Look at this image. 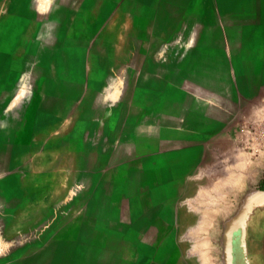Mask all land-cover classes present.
Listing matches in <instances>:
<instances>
[{
  "label": "rangeland",
  "instance_id": "1",
  "mask_svg": "<svg viewBox=\"0 0 264 264\" xmlns=\"http://www.w3.org/2000/svg\"><path fill=\"white\" fill-rule=\"evenodd\" d=\"M263 187L264 0H0V264H200L228 191L248 264Z\"/></svg>",
  "mask_w": 264,
  "mask_h": 264
},
{
  "label": "crops",
  "instance_id": "2",
  "mask_svg": "<svg viewBox=\"0 0 264 264\" xmlns=\"http://www.w3.org/2000/svg\"><path fill=\"white\" fill-rule=\"evenodd\" d=\"M5 2H8V0H5ZM155 117L157 116L153 114V119L151 120L152 122L157 121V118ZM232 176H235L234 179L236 178V174ZM229 178H230V175H229ZM246 179H245V182H247L248 185H251L250 183H253V179H249V178H246ZM234 185L236 187V184ZM222 195H226V193L224 192L221 194V196ZM227 195H228V199H226L227 203H225L227 207L221 206L220 203H218L217 205L216 203H214L217 200L215 199V196H210V194H205V197H207V200H208L207 203L209 204V206H205V202H204L203 206H201L200 209H198L200 210V213L201 212L202 213L200 215L199 220L197 221L199 223V227H198V231L196 232V235H197V240L199 242L198 241L196 242L195 250H197L200 264H206V262L207 264H215L214 258L212 256L213 250H212L211 245H212V242L216 241L218 234L216 233L214 229L212 230V226L214 224H217L218 214L220 212H223L222 210L224 211L227 210L229 216H232L235 211L236 197H234L235 201L230 200V191H228ZM214 206H216L215 208L219 207L218 210H215ZM208 209L212 211V214H213L212 217L211 215H209V219L212 218V220L208 219L209 223L204 225L203 224L204 222L202 223L201 219H203L204 221V215L206 211L207 212L209 211ZM219 210L221 211L219 212ZM233 224L234 226L227 232V235H226L228 242L230 241L234 243L233 237H235L236 240H240V237H241L242 242H243V249L247 257L248 264H264V195L256 194V193L251 194L248 197L247 204L243 207L242 212L239 214L238 218L233 222ZM207 227H208V230H206ZM200 228H202V230ZM209 233L211 234V236ZM200 242L202 243L203 247L201 246ZM206 243H208L209 247L206 246L207 245ZM204 245H205V248H204ZM204 249H205L204 253L206 254L202 253ZM204 255L207 256V260H204L205 259Z\"/></svg>",
  "mask_w": 264,
  "mask_h": 264
},
{
  "label": "bare ground",
  "instance_id": "3",
  "mask_svg": "<svg viewBox=\"0 0 264 264\" xmlns=\"http://www.w3.org/2000/svg\"><path fill=\"white\" fill-rule=\"evenodd\" d=\"M235 166H236V165H235ZM240 171H241V170H240ZM231 172H232V171H231ZM231 172H230V173H231ZM237 173H238V172H237ZM226 174H227V173H226ZM240 174H241V173H240ZM238 176H239V175H238ZM232 177H233V176H232ZM234 177H235V176H234ZM226 178H227V177H226ZM236 178H237V176H236ZM236 178H235V179H236ZM239 178H240V176H239ZM230 180H231V179H230ZM241 180H242V179H241ZM239 181H240V180H238V184H239ZM232 182H234L233 179H232ZM232 182H231V183H232ZM235 182H236L235 184L237 185V181H235ZM231 183H230V184H231ZM233 184H234V183H232V186H233ZM250 184H251V183H250ZM221 185H222V184H221ZM217 186H218V185H217ZM217 186H216V187H217ZM225 186H226V185H225ZM210 187H211V186H210ZM239 188H240V187H239ZM221 189H222V188H221ZM219 197H220V196H219ZM219 197H218V198H219ZM206 198H207V197H206ZM221 198H224V197H221ZM221 198H220V199H221ZM224 199H226V198H224ZM224 199H223V202H224ZM206 200H207V199H206ZM219 201H220V200H219ZM219 201H218V199L216 200V202H218V203H219ZM226 201H227V200H226ZM221 202H222V200H221ZM223 202H222V203H223ZM214 203H215V202H214ZM223 204H224V203H223ZM223 204H222L221 206H224ZM217 205H218V204H217ZM215 207H216V206H214V209H215V210H218L219 207H218V208H215ZM212 208H213V207H212ZM212 208H211V210H212ZM222 208H223V207H222ZM214 209H213V210H214ZM220 209H221V208H220ZM246 209H247V208H246ZM205 210H206V209H205ZM208 210H209V209H208ZM220 211H221V210H219V212H220ZM222 211H224V210H222ZM206 212H207V211H206ZM206 212H205V213H206ZM211 212H212V211L209 210L207 213L210 214ZM201 213H202V212H201ZM214 213H215V212H214ZM205 215H206V214H205ZM205 215H204V221H203V219H201V220H202V223L204 222V223H203L204 225H206V224L209 223V221H208V219H209V215H206V216H205ZM244 216H245V215H244ZM211 217H212V214H211ZM210 219L212 220V218H210ZM210 219H209V220H210ZM213 220H214V219H213ZM202 226H203V225H202ZM200 229L202 230V228H200ZM203 229H204V228H203ZM206 230H208V227H207ZM209 234H210V233H209ZM203 236H204V235H203ZM210 236H211V234H210ZM203 238H204V237H203ZM204 240H205V239H204ZM201 241H202V240H201ZM208 241H209V240H208ZM198 242H199V241H198ZM205 242H207V241H205ZM200 244H201V246L203 247V245H202L201 242H200ZM203 244H204V243H203ZM206 244H207L206 246H208V243H206ZM208 247H209V246H208ZM204 248H205V245H204ZM206 249H207V248H206ZM204 252H205V249L202 251V253H204ZM204 254H206V253H204ZM204 256H205V259H204V260H207V256H206V255H204ZM209 256H211V255H209ZM201 257H202V256H201ZM208 260H209V259H208ZM210 260H211V258H210ZM202 262H203V261H202ZM206 264H207V262H206Z\"/></svg>",
  "mask_w": 264,
  "mask_h": 264
},
{
  "label": "snow or ice",
  "instance_id": "4",
  "mask_svg": "<svg viewBox=\"0 0 264 264\" xmlns=\"http://www.w3.org/2000/svg\"><path fill=\"white\" fill-rule=\"evenodd\" d=\"M49 2H50V0H43V3H49ZM2 245H3V242H2V240H0V251L3 250Z\"/></svg>",
  "mask_w": 264,
  "mask_h": 264
},
{
  "label": "trees",
  "instance_id": "5",
  "mask_svg": "<svg viewBox=\"0 0 264 264\" xmlns=\"http://www.w3.org/2000/svg\"><path fill=\"white\" fill-rule=\"evenodd\" d=\"M263 190H264V187H263Z\"/></svg>",
  "mask_w": 264,
  "mask_h": 264
}]
</instances>
